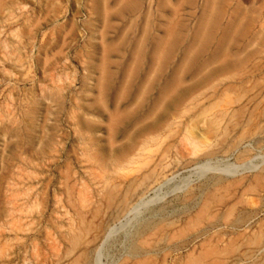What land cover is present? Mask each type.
<instances>
[{
	"label": "rangeland",
	"instance_id": "rangeland-1",
	"mask_svg": "<svg viewBox=\"0 0 264 264\" xmlns=\"http://www.w3.org/2000/svg\"><path fill=\"white\" fill-rule=\"evenodd\" d=\"M204 1L0 0V264H264V0Z\"/></svg>",
	"mask_w": 264,
	"mask_h": 264
},
{
	"label": "bare ground",
	"instance_id": "bare-ground-1",
	"mask_svg": "<svg viewBox=\"0 0 264 264\" xmlns=\"http://www.w3.org/2000/svg\"><path fill=\"white\" fill-rule=\"evenodd\" d=\"M160 1H162V2H172V1H174V2H185V0H160ZM214 1L215 0H213V1H211V0H205L204 2H205V4H208V3H213L214 4ZM161 3V2H160ZM163 4V3H162ZM211 14V13H210ZM172 15H174V16H172V20H174V17H175V11H173V13H172ZM210 17V16H209ZM208 17V18H209ZM171 20V21H172ZM202 20H203V23H202V25L199 27V29H201V32H199V31H197L196 32V36H195V39H201V37L202 36H204V37H206L207 36V38L209 37V35H210V30H211V28H212V25H213V23L211 24V22L207 19V15H202ZM177 22V21H176ZM170 24L168 25V28H166L165 29V31H166V34H168V35H171L172 33H173V25H172V23L171 22H169ZM175 23V22H174ZM227 36V35H226ZM203 40H205V38H203ZM168 41V40H167ZM166 42V41H165ZM165 45H166V43H165ZM163 50V49H162ZM162 54V52L160 53V55ZM159 55V56H160ZM157 59H156V61L158 62V60H159V58H158V56L156 57ZM222 61H224V60H222ZM222 63V62H221ZM185 64V63H184ZM183 69V68H182ZM180 75V74H179ZM100 84V83H99ZM178 86V85H177ZM176 85H175V87H177ZM174 87V89H176ZM179 88H180V86H178ZM209 90V89H208ZM174 92V91H173ZM172 92V93H173ZM203 92V91H202ZM171 94V93H170ZM172 95V94H171ZM198 95H200V94H198ZM170 96V95H169ZM169 96H167V97H169ZM198 97V96H197ZM196 97V98H197ZM194 96H190V98L188 99V100H186V102H184L183 104H181L182 106L180 107V108H178V107H176L177 105H178V103L177 104H174L173 105V112L171 113V114H169V119H167V120H169L170 122H168L167 120H166V122H165V124L164 125H166V127H168V125L169 124H171V122L173 121V119H177V118H179V117H181V115L184 113V109H186L187 107H186V105H188L189 104V102H191L192 100H194V99H196ZM167 100V99H166ZM161 105V104H160ZM161 107V106H160ZM186 107V108H185ZM159 111V110H158ZM177 115V117L175 118V116ZM180 115V116H179ZM111 118V117H110ZM114 119V118H113ZM117 119V118H116ZM115 119V120H116ZM111 119H109V122H110V125L109 126H111L113 123H111V121H110ZM174 122V121H173ZM168 124V125H167ZM163 125V126H164ZM113 127V126H112ZM162 127V126H161ZM170 128V127H169ZM158 135V134H157ZM149 138V137H148ZM151 139V138H150ZM142 152V151H141ZM132 155V154H131ZM133 156H134V154H133ZM127 159H130V158H127ZM124 160V159H123ZM131 160V159H130ZM125 161V160H124ZM123 161V162H124ZM128 162V161H127ZM129 163H130V161H129ZM208 202V201H207ZM78 234V233H77ZM82 236V235H81Z\"/></svg>",
	"mask_w": 264,
	"mask_h": 264
}]
</instances>
